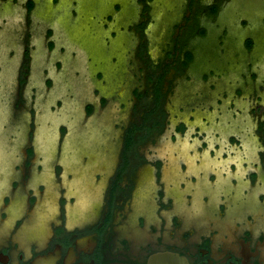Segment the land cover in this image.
<instances>
[{"label":"flooded vegetation","instance_id":"1","mask_svg":"<svg viewBox=\"0 0 264 264\" xmlns=\"http://www.w3.org/2000/svg\"><path fill=\"white\" fill-rule=\"evenodd\" d=\"M29 72L13 113L0 106V264H264V106L204 126L190 113L172 130L166 106L136 90L116 155L75 156L72 111L61 102L38 125L22 106ZM169 128L165 148L140 150Z\"/></svg>","mask_w":264,"mask_h":264},{"label":"rangeland","instance_id":"2","mask_svg":"<svg viewBox=\"0 0 264 264\" xmlns=\"http://www.w3.org/2000/svg\"><path fill=\"white\" fill-rule=\"evenodd\" d=\"M25 62L22 106L37 109V124L62 102L74 117L66 143L73 155L108 159L144 90L149 106L155 97L166 106L172 130L190 113L204 126V116L211 124L242 122L251 106H264V0H0V106L12 113ZM88 103L95 109L83 123ZM170 128L140 150L165 148ZM56 134L54 125L50 147Z\"/></svg>","mask_w":264,"mask_h":264},{"label":"trees","instance_id":"3","mask_svg":"<svg viewBox=\"0 0 264 264\" xmlns=\"http://www.w3.org/2000/svg\"><path fill=\"white\" fill-rule=\"evenodd\" d=\"M148 6V8H149V5H147ZM148 8H147V10H146V12H148ZM218 8H219V5L218 4H212V5H210L209 6V10H208V12L210 13V14H212V15H216V13H218ZM149 15V12L148 13H146V15ZM197 15H198V13H195V15H194V18L195 19H197L196 17H197ZM142 24H143V26H144V22H142ZM249 42H251V41H249ZM142 51H143V48H142ZM187 53H189L188 54V56L190 55V52L188 51ZM192 61V57L191 56H189V58H188V60L187 61H184L185 62V66H186V68H187V66L189 65V63ZM163 75V74H162ZM141 95V94H140ZM143 95V96H142ZM141 95V98L142 97H144L145 96V94H142ZM157 97H155V105L156 106H158V103H157Z\"/></svg>","mask_w":264,"mask_h":264}]
</instances>
